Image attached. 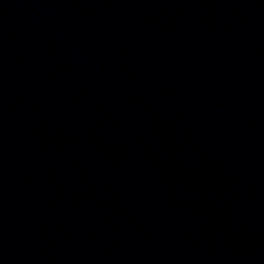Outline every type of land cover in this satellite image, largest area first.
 <instances>
[{"label":"water","instance_id":"1","mask_svg":"<svg viewBox=\"0 0 264 264\" xmlns=\"http://www.w3.org/2000/svg\"><path fill=\"white\" fill-rule=\"evenodd\" d=\"M0 264H264V0H0Z\"/></svg>","mask_w":264,"mask_h":264}]
</instances>
